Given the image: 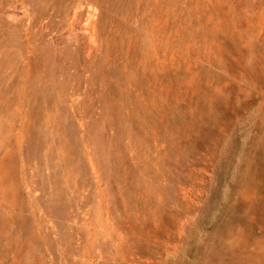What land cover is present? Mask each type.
I'll use <instances>...</instances> for the list:
<instances>
[{"label": "rangeland", "instance_id": "rangeland-1", "mask_svg": "<svg viewBox=\"0 0 264 264\" xmlns=\"http://www.w3.org/2000/svg\"><path fill=\"white\" fill-rule=\"evenodd\" d=\"M0 264H264V0H0Z\"/></svg>", "mask_w": 264, "mask_h": 264}]
</instances>
